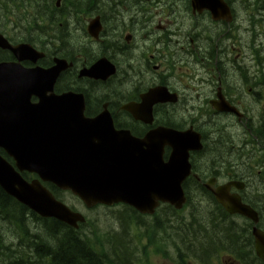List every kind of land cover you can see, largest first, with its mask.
Masks as SVG:
<instances>
[{"label":"flooded vegetation","instance_id":"obj_1","mask_svg":"<svg viewBox=\"0 0 264 264\" xmlns=\"http://www.w3.org/2000/svg\"><path fill=\"white\" fill-rule=\"evenodd\" d=\"M51 1L39 3L38 33L25 36L29 41L2 32L36 51L0 47V63L39 68L46 94L75 99L89 119L111 118L130 134L127 147L152 150L153 138L142 145L132 138L144 140L160 127L199 136L202 147L190 150L183 183L186 208L200 215V233L211 231L209 243L224 254L220 264H260L250 254L251 235L237 224L247 221L252 233L254 222L228 212L216 192L253 207L264 231V0H225L230 17L222 19L195 8L194 0ZM171 152L166 146L165 158ZM104 207L121 211L119 218L127 214L153 237V213L123 203ZM235 239L248 250L245 261L236 257ZM110 244L109 255L117 250L138 264L136 247Z\"/></svg>","mask_w":264,"mask_h":264},{"label":"water","instance_id":"obj_2","mask_svg":"<svg viewBox=\"0 0 264 264\" xmlns=\"http://www.w3.org/2000/svg\"><path fill=\"white\" fill-rule=\"evenodd\" d=\"M194 7L211 11L214 18H229L225 0H194ZM0 46L14 51H34L28 44L12 46L0 33ZM38 69V68H37ZM40 70V69H39ZM39 71L13 63L0 64V186L11 196L43 217L78 227L85 216L72 210L43 184L51 182L78 196L88 207L125 203L142 213H155L162 203L181 209L187 201L183 182L191 173L190 150L201 148L199 136L160 127L153 148L123 143L126 131H118L111 118L89 119L76 100L46 94ZM52 89V88H51ZM33 94L39 95L36 103ZM93 138L103 142L91 143ZM171 146L168 159L164 148ZM36 174L27 180L22 172ZM219 202L230 213H242L258 222L257 213L237 196ZM258 255L264 259V232L254 226Z\"/></svg>","mask_w":264,"mask_h":264},{"label":"trees","instance_id":"obj_3","mask_svg":"<svg viewBox=\"0 0 264 264\" xmlns=\"http://www.w3.org/2000/svg\"><path fill=\"white\" fill-rule=\"evenodd\" d=\"M40 2L41 0H0V18L3 23L0 24V29L9 31L10 26L15 23L10 25L5 21L15 17L16 26L20 22L28 33L36 35L39 27ZM0 151L7 156L3 150ZM48 187L57 197H62V190L51 184H48ZM160 210L169 211L171 218H176L180 214L169 205L163 206ZM158 212L153 216V237L149 234V242L143 246L145 254H150L153 248V255L164 254L172 260L176 258L173 260L176 264H190V261L194 263V259H201L200 250L194 251L199 257L193 258L184 249V244H187L190 238L183 232L184 216L180 218L182 223L175 226L170 217L165 218ZM196 215L194 212L193 219L188 223L194 232L198 218ZM232 231L233 234L229 233L228 236L236 234L234 230ZM200 234L205 236L207 233L196 232L193 235L199 242ZM237 240L234 242L240 246ZM116 251L113 255L106 252L102 234L98 230L85 233L57 219L41 218L0 186V264H136L133 260L126 262L121 254L116 255ZM203 251L206 259L213 258L211 250Z\"/></svg>","mask_w":264,"mask_h":264},{"label":"rangeland","instance_id":"obj_4","mask_svg":"<svg viewBox=\"0 0 264 264\" xmlns=\"http://www.w3.org/2000/svg\"><path fill=\"white\" fill-rule=\"evenodd\" d=\"M22 20L24 19L21 18ZM5 23H15L16 24V18L11 17L9 20H6ZM0 24L2 23V20L0 18ZM21 28L18 29H13L11 34L13 36L17 37H25L28 35H31L26 31V28L23 27L22 25H19ZM12 26H10L11 28ZM64 201L67 205L72 208H74L76 211H79L83 213L88 221H91L89 225L84 224L80 229L82 232H88L92 233L94 230H98L102 234V238L104 243L107 242L110 246V243L113 242H120V248L121 249H126V247L131 246L133 248H137L139 251L136 254L135 259L138 260V264H175L173 260H176L174 258L173 260L170 257H165L164 254H155L153 255V251L151 250V254H144L143 246L147 245L149 242V239L143 234V232L140 230V225L135 219H132L129 217L127 214L122 215V220L120 216L121 211H117L114 208H109V207H104V206H95L93 208L86 207L82 201H80L78 198L73 196L71 193L66 192L63 193L62 197H59ZM190 208H186V210L182 213L179 214L178 217H172L171 214L168 216L170 217V221L173 222V225L178 226L179 223H182L180 221V218L182 216H185L183 218V232L187 233L190 238L188 239L187 244H184V249L185 251L191 255L193 258L194 257H199L197 254H194V251H199L200 250V255H202V249L206 250L207 245H209V235L211 236L210 230L207 232L202 231L204 233H207L205 237L200 234V239L201 242L198 241V238H194L193 235L196 232H199L197 224L194 226L195 232L191 231V227H189L188 223L192 220L191 217L187 214L189 213ZM165 212L160 211V215H164ZM197 214V213H196ZM202 215V214H201ZM200 216V215H199ZM198 216V217H199ZM122 223H125L127 228L125 227V232H123L122 228ZM217 222H212V225H216ZM191 228V229H190ZM143 230V229H142ZM190 230V231H189ZM197 230V231H196ZM203 234V233H202ZM216 234H213V236ZM209 240V241H208ZM106 243V246L108 248V244ZM231 244H235V242H230ZM127 251H129L127 249ZM226 254V253H225ZM224 254H216L215 260L210 262L211 264H220L221 257ZM149 258L150 260H143ZM224 260H227V263L230 261V259L227 256L223 257ZM195 264H210L202 261L200 258L198 260L194 259Z\"/></svg>","mask_w":264,"mask_h":264},{"label":"bare ground","instance_id":"obj_5","mask_svg":"<svg viewBox=\"0 0 264 264\" xmlns=\"http://www.w3.org/2000/svg\"><path fill=\"white\" fill-rule=\"evenodd\" d=\"M235 233H236V231H235ZM237 241H238V243H240V240L239 239ZM232 245L235 246V247H237L238 249H240L243 253H247L248 252V250H246L244 247L241 249L240 246H237L236 244H232Z\"/></svg>","mask_w":264,"mask_h":264}]
</instances>
